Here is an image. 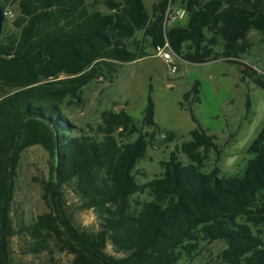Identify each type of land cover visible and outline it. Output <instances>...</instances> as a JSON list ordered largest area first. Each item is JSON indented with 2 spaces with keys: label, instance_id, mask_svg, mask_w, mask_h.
<instances>
[{
  "label": "trees",
  "instance_id": "1",
  "mask_svg": "<svg viewBox=\"0 0 264 264\" xmlns=\"http://www.w3.org/2000/svg\"><path fill=\"white\" fill-rule=\"evenodd\" d=\"M169 3L176 4L152 0L149 12L143 0H0V264H12V236L22 234L27 250L39 253L49 250L51 230L64 234L73 264H178L194 259L202 242L216 240L227 245L217 264H264V237L254 229L264 224V125L247 148L241 172L206 171L207 153L217 144L192 109L200 101L196 80L180 102L196 124L180 146L188 161L171 152L159 176L138 183L135 165L162 133L151 84L139 120L125 109L103 111L93 136L74 133L77 127L62 111L66 99L81 100L82 88L101 76L103 65L146 55L134 41L137 31L150 46L167 42L191 63L219 58L235 63L249 49L248 31L264 32V0H180L187 20L166 29ZM10 6L17 14L9 23ZM241 74L264 88L255 68L246 66ZM164 131L167 140L176 136ZM34 144L49 153L45 188L52 204L60 187L73 183L82 208L97 216L96 232L74 228L60 204L52 207L54 214L15 227L11 209L19 153ZM145 191L151 199L133 208L131 196ZM108 243L121 255L107 253Z\"/></svg>",
  "mask_w": 264,
  "mask_h": 264
},
{
  "label": "rangeland",
  "instance_id": "2",
  "mask_svg": "<svg viewBox=\"0 0 264 264\" xmlns=\"http://www.w3.org/2000/svg\"><path fill=\"white\" fill-rule=\"evenodd\" d=\"M143 1L150 12L152 0ZM179 1L175 0L174 5H181ZM98 8L107 12L103 4H99ZM16 14L15 6L8 7L6 17L9 23ZM187 17L179 23L167 25L166 29L185 24ZM142 33L137 31L134 41L140 43L146 52L145 56L131 62L103 65L101 76L82 88L80 101H64L62 111L77 127L74 133L93 136V128L101 122L103 111L125 109L135 120H139L151 84L154 120L162 133L156 134L153 144L148 147L145 157L136 163L134 171L138 183L150 181L161 174V161L166 160L171 152H175L181 161H188L180 146L183 141L190 140L189 131L196 124L190 117V111L180 107V102L183 94L197 80L200 84V101L194 103L192 109L201 127L214 135L217 144L216 149L208 151L204 169L209 171L219 167L221 174L226 175L241 172L249 157L247 148L264 125V88L255 86L248 78L242 79L241 69L246 66L255 68L264 81V32L255 29L248 31L246 40L249 49L236 58L235 63L221 58L191 63L173 55V62L179 65L176 73L170 72L169 64L150 46ZM164 130H172L176 136L167 140ZM135 137L132 135L129 139ZM49 160V153L39 144L25 147L19 153L11 209L15 227L17 223L19 227L21 222H32L43 214H54L52 207L60 204L74 228L88 233L96 232L99 229L97 216L92 209L82 208L81 200L73 190V183L63 184L59 189L57 204H52L45 188L49 182ZM150 199V192L145 191L133 194L130 202L133 208H138L137 203ZM56 227L62 230V227ZM254 229L264 237V224ZM47 236L49 250L39 253L27 250L28 239L22 234L12 236V264H73L74 253L67 246L64 234L58 236L51 230ZM200 245L201 250L194 259H182L178 264H217L227 246L222 240L202 242ZM106 252L121 255L113 250L110 243L107 244Z\"/></svg>",
  "mask_w": 264,
  "mask_h": 264
},
{
  "label": "built area",
  "instance_id": "3",
  "mask_svg": "<svg viewBox=\"0 0 264 264\" xmlns=\"http://www.w3.org/2000/svg\"><path fill=\"white\" fill-rule=\"evenodd\" d=\"M187 16L188 12L185 7L176 6L174 4L169 3L165 11L164 28H166L167 25L181 22ZM155 50L157 54L169 64L170 72L176 73L178 71L179 65L173 62L172 58L173 55H177L171 49L169 44L165 42L162 46H156Z\"/></svg>",
  "mask_w": 264,
  "mask_h": 264
}]
</instances>
